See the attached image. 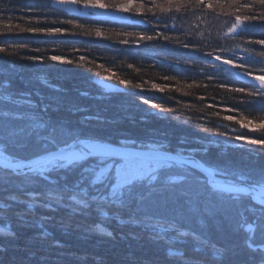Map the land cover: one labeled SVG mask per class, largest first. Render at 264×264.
I'll return each mask as SVG.
<instances>
[{
	"label": "snow or ice",
	"instance_id": "6c2138e0",
	"mask_svg": "<svg viewBox=\"0 0 264 264\" xmlns=\"http://www.w3.org/2000/svg\"><path fill=\"white\" fill-rule=\"evenodd\" d=\"M227 7L234 9V14L225 12L224 0L215 4L212 0H111L110 3L105 0H45L35 5L8 0L0 7V13L5 16L16 11L37 13L44 20L49 15L100 16L111 22L123 20L122 14L140 17L143 24L151 25L154 34H136L137 47L141 42L163 40L178 48L175 59L154 60V64L192 73L205 82L206 89L241 93L243 95L237 99L243 110L264 113V38L247 42L259 45V50L247 45L225 48L219 43L221 39L238 38L255 28L256 22L264 25V0L243 4L239 0H229ZM242 10L249 14L241 15ZM8 19L10 21L11 17ZM201 23H206L208 28L223 25L227 30L213 36L212 31L201 30ZM59 24L83 27L72 18L60 20ZM4 26L9 33L14 27L11 22ZM21 31L43 33L48 37L67 32L56 22ZM172 32L177 34H168ZM83 34L104 35L100 28ZM117 35L131 36L132 33ZM119 43L128 45L129 40L121 39ZM213 44L216 46L211 47ZM5 51L0 47V53ZM24 58L40 64L45 60L73 64V60L58 54ZM79 61L82 64L85 56L81 55ZM255 65L259 67H253ZM229 67L234 70L231 76L227 73ZM105 71L109 74L104 79L114 80L125 89L132 85L131 80L108 69ZM36 75L37 83L55 95H46L40 88L33 87L31 79L20 77L22 86L15 87L11 78L0 77V224L6 226L9 217L14 216L21 228H38V237L46 239L51 233L45 223L57 220L63 226L64 217L45 213L63 212L69 218H77V227H83L86 232L99 231L111 238L115 233L107 229L112 223L118 228L138 229L129 235L134 239L146 235L154 243L162 244L169 264H235L242 250L251 253L243 264H264V166L245 170L243 162L229 158L224 143L215 139L232 134L237 141L260 146L259 156L264 155V136L248 138L234 128L228 129L225 124L209 120L211 127L200 126L197 131L213 133V136L198 137L195 147L190 146L187 138H183L177 148L155 135L148 142L127 135L115 140L105 138L87 130L90 121L100 125L106 123L102 116L97 113L83 115L76 121L67 119L62 112L75 116L88 109L67 100L68 90L54 84L47 73ZM236 78L249 80V87L236 86L239 82ZM163 79L170 77L165 75ZM200 86L195 80L187 84L188 89ZM134 87L141 88V85ZM166 87L152 84V89L159 92H164ZM79 95L109 98L103 93L93 96L88 91H80ZM198 99L204 101L207 97L199 96ZM211 99L213 102L206 105L207 109L217 107L216 97ZM143 103L158 109L161 118L174 111L148 99ZM223 110L232 113L238 109L234 104L224 105ZM213 115L219 116V112ZM223 120L239 124L242 129L255 123L245 116L236 119L233 115H225ZM259 127L264 129V121ZM212 147L219 148L220 152L215 158L205 159ZM177 171L178 175L170 174ZM32 217L38 219L33 222ZM257 235L260 242L255 244ZM9 238L16 239V232L12 231ZM121 239H124L122 233ZM218 240L224 243L218 244ZM53 244L63 247L59 241ZM7 250V246L0 244V256Z\"/></svg>",
	"mask_w": 264,
	"mask_h": 264
},
{
	"label": "trees",
	"instance_id": "16d2710c",
	"mask_svg": "<svg viewBox=\"0 0 264 264\" xmlns=\"http://www.w3.org/2000/svg\"><path fill=\"white\" fill-rule=\"evenodd\" d=\"M8 0H0V7ZM45 0H19L24 5L39 4ZM110 3L111 0H105ZM215 4L218 0H212ZM229 0H224L225 12L233 13L234 9L227 7ZM250 0H239V3H248ZM220 9H217L219 12ZM259 11V9H257ZM241 15L249 14L246 10L240 12ZM150 15V14H149ZM130 16L136 20L140 17ZM8 17H11L9 21ZM72 18L76 23L83 25L76 28L71 24L60 25L59 21ZM234 18V15H233ZM11 22L14 27L9 33L4 26ZM56 22L57 26H62L67 30L66 34H57L48 37L43 33L22 32L26 27H43L45 24L52 25ZM195 23V21H191ZM18 25V27H16ZM100 28L104 35L96 37L84 35L88 30ZM201 30L212 31L213 36L222 35V31L227 28L217 25L208 28L206 23L200 24ZM132 33L131 36L117 35V33ZM154 34L151 25H137L135 23L122 24L111 21H101L87 17H68L49 15L44 20L37 13L23 14L19 11L9 12L7 16L0 13V47L6 49L0 53V77H9L13 80L15 87H20V77L31 79L33 87L40 88L46 95H55L49 89L43 88L37 83V75L47 73L54 84L68 90L66 99L78 106L88 109V112L77 113L75 116L68 112L61 115L72 121L78 120L83 115L99 114L106 123L98 124L90 121L88 131L95 132L105 138L115 140L122 135L132 136L145 142L150 141L155 135L161 141H170L173 148L180 147L179 142L187 138L190 146H197L196 139L202 136H213V133L197 131L200 126L211 127L209 120L216 124H225L228 129H235L237 132L244 133L248 138H260L264 136V129L259 127V123L264 121V113L256 110H243V106L238 103L241 93H231L223 90L207 89L203 86L204 81L192 75V73L178 72L153 61L164 60L172 61L176 58L178 48L168 44L163 40L141 42L137 47L134 43L136 34ZM76 33V35H72ZM176 35L177 33H168ZM264 38V25L256 22V27L246 33H242L238 38L221 39L219 41L225 48H235L237 45H247L249 48L259 50V45L248 44L249 40ZM121 39L129 40L128 45L120 44ZM25 45L21 48L18 45ZM216 46L213 44L211 47ZM209 47L208 50H211ZM41 51L36 52L34 49ZM78 49V50H75ZM58 54L67 59L73 60V64H59L45 60L44 64L30 62L24 57L27 55H44L45 57ZM85 56V61L81 64L79 57ZM240 55H243L241 52ZM12 61H15L13 64ZM131 64L132 67H128ZM103 65V67H100ZM253 67L258 68V65ZM115 72L123 79L132 81L127 89L118 85L114 80L110 81L109 91H105L100 86L98 79H104L109 72ZM230 76L231 72H227ZM256 74H259L257 72ZM170 77L164 80L163 77ZM239 80L238 87H249L250 83ZM106 80V79H105ZM195 80L200 84L199 88L188 89L187 84ZM108 81V80H107ZM167 86L164 92L152 89V84ZM139 84L141 88L134 85ZM179 88L177 92L174 89ZM80 91H88L95 96L103 93L107 99H94L91 97L80 96ZM187 91L190 94L185 96ZM199 96L207 97L200 101ZM212 97H216V108L207 109L206 105L212 103ZM221 97L224 99L222 100ZM148 99L152 102L161 103L165 107L174 109L173 113L164 114L161 118L158 109H152L150 105L144 104L143 100ZM179 101V103H177ZM236 105L237 111L226 113L223 106ZM154 113L149 115V113ZM219 112V116L213 113ZM225 115H233L236 119L241 116L254 121L255 131L242 129L239 124L223 120ZM208 117V120L205 119ZM146 118V119H142ZM110 121V123L108 122ZM252 125V124H251ZM154 130V131H153ZM224 131V129H220ZM162 133L167 135L162 136ZM216 141L224 143L225 151L229 158L242 161L247 170L248 167L259 168L264 166V155L257 156L260 146L248 145L246 141H237L235 136L228 134L215 137ZM246 149V150H242ZM220 152L217 147H212L208 157L215 158ZM178 175L179 172L170 173ZM55 215L57 218L63 216V226L57 221L46 222L45 227L51 233L46 239H40L38 228H21L14 216L9 217L7 225L0 224V244L7 246V252L0 256V264H169L165 260V249L162 244L154 243L146 235H141L134 239L129 235L130 232H138V229L126 226L116 227L115 223L108 225V231H113L115 237L111 238L102 232H86L83 227H77V218H69L65 213H45ZM33 222L38 218L32 217ZM15 231L16 239H11L10 233ZM121 233L124 239H121ZM216 239V237H213ZM59 241L63 244L62 248L54 246L53 242ZM218 244H223V240H218ZM260 242L257 235L255 244ZM254 244V245H255ZM63 254V255H61ZM72 254V255H70ZM251 253L241 251L235 258V264H243ZM83 257V259H81Z\"/></svg>",
	"mask_w": 264,
	"mask_h": 264
},
{
	"label": "water",
	"instance_id": "95a60500",
	"mask_svg": "<svg viewBox=\"0 0 264 264\" xmlns=\"http://www.w3.org/2000/svg\"><path fill=\"white\" fill-rule=\"evenodd\" d=\"M122 15L124 16V19L119 21V22H114V23L131 24V23L134 22L137 25H139V24L140 25H144L141 19H138V20L134 21L129 14H122ZM82 18H84V17H82ZM91 19H94V20L97 19V20H101V21H106V20L102 19L100 16L91 17ZM228 70L231 71V72H234V70L231 69L230 67L227 68V71ZM244 81L250 83V81L247 80V79H244ZM98 82H99L100 86L105 89V91H109L110 86H111V82L109 80L106 81V80H103V79H98Z\"/></svg>",
	"mask_w": 264,
	"mask_h": 264
},
{
	"label": "rangeland",
	"instance_id": "374dc122",
	"mask_svg": "<svg viewBox=\"0 0 264 264\" xmlns=\"http://www.w3.org/2000/svg\"><path fill=\"white\" fill-rule=\"evenodd\" d=\"M129 15H130V14H129ZM131 18H132V17H131ZM132 19H133V18H132ZM138 19H139V18H138ZM138 19H136V20H138ZM133 20H134V19H133ZM254 128H255V127H254L253 124H252V125L249 126L248 129H249V130H252V129H254ZM253 246H255V245H253Z\"/></svg>",
	"mask_w": 264,
	"mask_h": 264
}]
</instances>
